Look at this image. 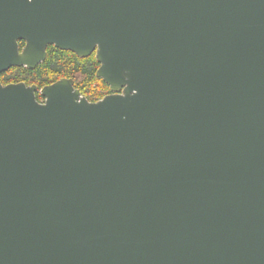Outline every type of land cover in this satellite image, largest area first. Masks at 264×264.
Masks as SVG:
<instances>
[{
	"label": "water",
	"instance_id": "water-1",
	"mask_svg": "<svg viewBox=\"0 0 264 264\" xmlns=\"http://www.w3.org/2000/svg\"><path fill=\"white\" fill-rule=\"evenodd\" d=\"M50 44L113 93L0 81V264H264V0H0Z\"/></svg>",
	"mask_w": 264,
	"mask_h": 264
},
{
	"label": "trees",
	"instance_id": "trees-1",
	"mask_svg": "<svg viewBox=\"0 0 264 264\" xmlns=\"http://www.w3.org/2000/svg\"><path fill=\"white\" fill-rule=\"evenodd\" d=\"M53 60H47L36 70H29L25 67H15L5 72L1 79L4 82L17 81L27 78H42L46 82H55L62 77H74L77 81L92 83L100 86L89 94V97L101 98L109 91V85L101 78L97 77L96 72L99 63L95 58L82 59L70 50H61L53 46ZM91 84V85H92Z\"/></svg>",
	"mask_w": 264,
	"mask_h": 264
},
{
	"label": "flooded vegetation",
	"instance_id": "flooded-vegetation-1",
	"mask_svg": "<svg viewBox=\"0 0 264 264\" xmlns=\"http://www.w3.org/2000/svg\"><path fill=\"white\" fill-rule=\"evenodd\" d=\"M26 40H20L19 41V44H20V50L22 51L23 50V48L26 46ZM53 46H55V45H53V44H50V45H48V47H47V49H46V57H45V59H43V60H41L39 63H38V65L36 66V68L35 69H30V68H28L27 66H22V67H20V68H23V67H25V68H27V69H29V70H36L40 65H42L43 63H45L48 59L49 60H53ZM56 47V46H55ZM56 48H58V47H56ZM60 49V48H59ZM62 50V49H61ZM73 52V51H72ZM73 53H75V52H73ZM79 58H82V59H88V58H95V60H96V62H98L99 63V61L97 60V58H96V51H94L91 55H89V56H87V57H80L77 53H75ZM15 67H19V66H13V67H11L10 69H8V70H6V71H4L3 73H1V75H0V81L2 82V84L3 85H7V84H10V83H20V82H24V83H26L28 86H35L36 87V97H37V99H38V101L39 102H45L46 101V98L42 95V93H41V90L45 87V86H48V85H51V84H53L54 82H46L45 81V79H42V78H31V79H29V78H27L28 80H26L25 78H23V79H19V80H17V81H12V80H10L9 82H4L2 79H1V76L5 73V72H8L9 70H11L12 68H15ZM100 67V63H99V65H98V68ZM98 68H97V71H98ZM96 75H97V72H96ZM98 77V76H97ZM62 78H64V77H62ZM67 78H71V79H73V81H74V87L76 88V89H78L80 92H81V94H82V96H85L89 101H91V102H96V101H98V100H100V99H102V98H104L105 96H107V95H109V94H112L113 93V91L111 90V88H110V85H109V91H107L105 94H104V96L103 97H101V98H98L97 96H93V97H89V94L91 93V91L92 90H94L95 88L97 89V88H100V86H98V85H96V84H92V83H87V82H80V81H77V79H75L74 77H67ZM99 78H101V77H99ZM61 79V78H60ZM101 79H103V78H101ZM92 84V85H91ZM89 93V94H88Z\"/></svg>",
	"mask_w": 264,
	"mask_h": 264
}]
</instances>
